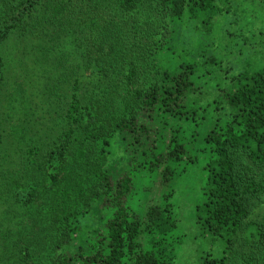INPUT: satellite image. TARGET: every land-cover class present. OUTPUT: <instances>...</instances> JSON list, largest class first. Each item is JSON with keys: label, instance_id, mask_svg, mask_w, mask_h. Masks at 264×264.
I'll use <instances>...</instances> for the list:
<instances>
[{"label": "trees", "instance_id": "obj_1", "mask_svg": "<svg viewBox=\"0 0 264 264\" xmlns=\"http://www.w3.org/2000/svg\"><path fill=\"white\" fill-rule=\"evenodd\" d=\"M104 1L0 0V46L15 48L0 64L35 74L23 95L0 90V106H24L0 110V149L23 159L16 171L0 162V264H264V222L253 219L264 206V65L172 48L182 27L208 35L230 15L217 0ZM55 19L62 32L48 29ZM115 136L123 157L111 168ZM177 179L197 186L183 216ZM93 204L99 221L82 234ZM195 236L223 256L202 257Z\"/></svg>", "mask_w": 264, "mask_h": 264}, {"label": "rangeland", "instance_id": "obj_2", "mask_svg": "<svg viewBox=\"0 0 264 264\" xmlns=\"http://www.w3.org/2000/svg\"><path fill=\"white\" fill-rule=\"evenodd\" d=\"M45 1H52V0H45ZM55 1V0H53ZM100 1V0H99ZM102 3L105 5H108L107 1L102 0ZM215 5L217 8L226 10L230 12V15L226 16L225 14H221L220 16L216 17L215 20H213L212 23L209 24V32L210 34H203L201 31L199 32H193L192 29L184 28L182 27L183 32L176 34L174 36V43L172 44V48L178 52L179 54L184 51L186 55L192 54L195 55L196 53L201 52H209L210 55L220 57L224 61L228 62L229 65H233L236 69L241 68L243 64H245V67L253 68L255 66H263L264 65V0H217L215 2ZM77 12H79V9H77ZM110 12V13H109ZM107 14L117 15L118 14L112 12L111 10L107 11ZM64 15V14H63ZM35 16L39 18V12L35 13L34 11L31 13V17L35 19ZM57 22L56 24H51L48 29L51 30L53 33L57 30L58 32H62V29L64 27V23H58V20L55 19ZM44 22V21H43ZM95 24V26L99 25L98 22H92ZM30 24V23H29ZM46 29V28H45ZM204 31V30H203ZM56 32V34H58ZM207 35V36H206ZM78 38H81L80 36ZM38 39V37L36 38ZM40 40V39H39ZM45 42V41H43ZM1 55H4L7 60V58H10L13 51H15L14 47L6 46V44H3L0 46ZM96 54L92 58H96ZM64 59V60H63ZM161 59V58H160ZM166 61L169 59V55H166ZM68 57L67 55H62L60 58H58V65H65L67 62ZM4 64V59H3ZM0 64V67H2V72L0 71V77L2 78V82L0 83V90H2L1 94L4 97V95L10 96L11 99H14L16 94H22L25 92V88L28 89L29 85L22 86V80L27 81L29 78L34 76L35 74L28 71V68L26 70L23 66H21L17 61H13L11 59H8L7 63L4 65ZM1 69V68H0ZM41 72V79L42 81L46 80L47 90L55 97L61 96V93L57 92L61 88L59 86L56 90L49 88V84L53 82V77L56 73H53L51 70L48 71L47 77L43 75V68L40 69ZM74 79L79 86L82 88V84L77 81L78 74L77 72H73ZM60 78L61 85H62V78L60 75H57ZM49 77L48 81L47 78ZM80 79V78H79ZM17 83V87H16ZM31 83V82H30ZM73 83V82H72ZM16 88V90H14ZM70 89V94L71 90ZM78 97L79 98H85L87 94L85 91H81L78 89ZM117 90V89H116ZM8 91V93H7ZM119 93V91H116V94ZM18 95V96H19ZM114 95H108V98H112ZM116 96L114 97L115 101ZM87 99V98H86ZM85 99V100H86ZM84 100V101H85ZM24 107V106H18L16 108H13L11 105L8 107L6 106V103H1L0 110H16L17 108ZM62 110L61 103H57L56 107L52 109L50 107V111L52 112H59ZM7 117L2 119V126H7ZM30 142V141H29ZM27 142L26 144H28ZM121 139L118 136H115L111 139V146L113 147L111 150L114 155H111L110 158H113V160H110L111 163L114 166H111V168H116L121 166V159L119 162H116L117 157L122 158V151L120 147ZM21 152V151H19ZM18 152V153H19ZM16 154L15 159H13V163H9L10 160H7V155H5V152L0 149V162L3 165L2 166V172L5 170L7 171H16L18 170L16 167H19L21 164H23L22 154ZM18 159V160H17ZM125 162V159L122 161V163ZM9 163V166L7 165ZM14 165V166H13ZM176 190H177V197L176 202L178 203L176 209L178 212L183 216L187 214V207L190 205V203L194 200L196 193H197V186L194 182H191V180L183 179L176 180ZM99 205L93 204L91 207H89L87 213L83 215L80 218V232L82 234H87V232L92 231L95 228V225L97 221H99V214H98V208ZM253 219H258V221L264 222V206L262 208H259L256 213L253 216ZM183 224L185 226H188L186 229V234L189 236H194L195 230L192 229L188 221H184ZM188 237V236H187ZM196 237V236H195ZM189 244V243H187ZM203 251L202 257L205 256L206 253H210L212 257H216L217 259H220L223 256V247L217 244L211 243L209 240H203L201 238H198V236L195 238V241L193 242V248L195 250L198 249ZM186 248V247H185ZM236 250H239L238 247H235ZM4 253V248L0 244V253ZM201 261V260H200ZM199 261V262H200ZM231 263H234V259L230 260ZM6 262V260H5ZM196 257L194 255L193 260H191L188 264H195ZM198 262V263H199Z\"/></svg>", "mask_w": 264, "mask_h": 264}]
</instances>
